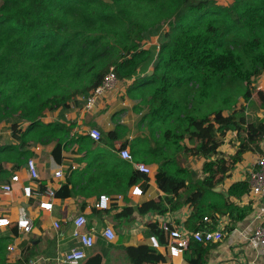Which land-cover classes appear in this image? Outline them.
Masks as SVG:
<instances>
[{"label": "trees", "instance_id": "1", "mask_svg": "<svg viewBox=\"0 0 264 264\" xmlns=\"http://www.w3.org/2000/svg\"><path fill=\"white\" fill-rule=\"evenodd\" d=\"M184 1L0 0V123H9L12 138L21 144L55 141L58 159L61 147L70 143L69 131L57 123L43 124L44 113L77 96L86 98L110 69L121 82L151 64L152 73L126 89L127 97L146 110L140 119L143 135L119 149L128 145L134 162L157 167L154 183L163 196L119 210L112 205L113 219L128 221L134 213L164 216L188 205L192 212L186 229L215 230L217 215L239 222L251 212L249 207H230V195L249 192L247 181L229 187L226 197L213 189L242 155L259 152L264 137V117L247 116L255 105L253 84L264 72V0H202L200 11L186 8ZM154 37L158 45L143 48ZM256 96L257 110L264 112V92ZM118 115L114 129L101 134L99 142L85 138L89 147L96 146L94 155L107 152L102 146L112 148L127 132ZM19 121L28 124L22 132L16 129ZM229 132L236 134L234 155L218 152ZM185 140L198 144L188 148ZM12 148L0 146V163L16 161ZM191 153L205 160L202 179L182 166ZM30 156L19 153L24 161ZM94 170L84 174L69 169L55 197L70 196L67 188L75 187L74 180L86 183L78 186L79 192L96 184L98 197L102 189L120 194L134 185L143 192L149 188V177L118 156L108 169L96 164ZM147 234L165 244L157 222L147 225ZM214 246L191 240L182 257L187 264H207ZM5 248L0 240V264H5ZM122 249L129 264H173L149 243ZM101 261L96 254L84 264Z\"/></svg>", "mask_w": 264, "mask_h": 264}, {"label": "crops", "instance_id": "2", "mask_svg": "<svg viewBox=\"0 0 264 264\" xmlns=\"http://www.w3.org/2000/svg\"><path fill=\"white\" fill-rule=\"evenodd\" d=\"M152 40H154L155 44L157 43V38L154 37V39L152 38L146 42L143 48H153V46L150 47ZM152 71L153 67L151 64L140 67L133 79L119 81L114 89L106 91L103 96L97 98L94 108L91 110L86 111L85 103L82 99H75V101L67 103L63 108L55 111H46L40 119L43 124L57 123L63 125L65 130L69 131L66 142L70 143L67 145L64 143L58 159L53 155L57 145L55 141L52 140L48 143L28 141L25 144H21L19 139L12 138L11 125L5 122L0 123V146L5 144L13 146L12 152H15L14 156L16 159V161H2L0 163V218H5L10 222L9 226L0 228V240H4L6 245L4 251L5 264H28L29 262L33 264H65L63 262V254L77 245V240L72 237V221L78 215L85 216L87 220L84 230L95 232V244L93 248L87 250L86 259L99 254L102 260L101 264H129L122 248L148 244L147 225L149 223L157 222L159 225L161 220H165L174 227L179 226L188 230L185 228V222L192 212V208L188 205H183L177 211L168 212L164 216H139L134 213L130 220L120 222L113 219L115 211L111 209L99 211L93 207L98 198V190H100L95 189L96 184L91 183L87 186V191L82 189L83 192H79L78 186L85 188L86 183H79L78 180H74L75 183L77 182L75 187H72V185L68 186L67 190H70V196L55 197L53 199V207L50 212L39 209V203L42 200L39 193L41 194L47 188L57 192L65 184L69 169H74L78 173L84 172V174L89 170L95 172L96 164H101L103 168L108 169L114 156H117L119 145L128 144L133 138L143 135L140 119L146 110L144 107L138 110L140 102L127 97L126 89L135 80L145 75H150ZM253 89L252 100L255 105L247 116L249 119H252L254 115L263 118L264 112L259 110V108L257 110L259 106L256 93L258 91L264 92V72L256 79ZM117 113H119L120 123L126 126L127 132L119 140L112 143V148L114 149L102 146L107 149V152L103 153L100 151L94 155L96 146L89 147L88 143H86L88 140H85V138L93 141L89 137L91 129H97L101 134L112 131L114 129L113 118ZM27 125V123L19 121L16 129L18 132H22ZM18 135L20 136V134ZM82 138L84 139L82 140ZM184 143L189 148H193L198 144L195 141L192 146L188 140H185ZM236 146V134L229 132L218 152L234 155ZM126 147L129 148L128 145ZM24 152H29L31 154L30 159L35 162L39 176L37 180L30 178L25 167L26 161H24V157H19V153ZM262 154H264V137L260 143L259 152H247L242 155L241 161L230 169L222 184L214 188L213 191L226 197L229 187L233 184L247 181L249 170L252 168L256 158ZM198 164H200V171ZM202 164L203 162L201 163L193 159V157H188L183 161L182 166L192 171L194 179H202ZM156 168L155 165H152L154 174ZM58 170L62 171V178L54 176V173ZM13 174L18 176V182L11 184L10 177ZM149 180V188L146 192H143L142 197L130 196L129 192L133 186L128 187L125 193L109 194L102 189L100 194H106L112 198L122 196L121 201L111 204V206H117L118 210L125 206L134 207L140 202L163 196L154 183V176L150 177ZM7 184L11 186L10 191H2L1 186ZM123 184L125 185V183ZM27 185H30L34 192V195L30 198L25 197L23 194V187ZM124 198L127 199V202L124 201ZM260 203L261 198L254 197L249 192L241 195H230V207H249L251 212L239 222H232L231 218L229 221L226 215L216 216L215 229H221L224 235L219 242L215 243L214 248L210 250L207 264H264V256L261 250L252 247L248 242L257 225L255 217ZM24 217L29 218L32 222V230L29 234H23L14 228L17 220ZM55 222L58 223V228L54 227ZM106 227H111L115 232L116 237L112 242H107L99 236V233ZM120 236H122V243H117ZM10 247L13 250H9L8 248ZM159 251L165 254V251ZM86 259L80 264H84ZM169 260L173 264H187L183 257L177 259L169 258Z\"/></svg>", "mask_w": 264, "mask_h": 264}, {"label": "built area", "instance_id": "3", "mask_svg": "<svg viewBox=\"0 0 264 264\" xmlns=\"http://www.w3.org/2000/svg\"><path fill=\"white\" fill-rule=\"evenodd\" d=\"M117 83L118 79L116 74L113 69H110V71L103 78L101 85L92 90V92H90L89 95L83 99L86 111L93 109L97 98L103 96L106 91L114 89ZM89 137L93 141L99 142L101 133L97 129H91L89 131ZM117 156L120 159L131 163L136 172L149 178L154 176L152 166L142 162L136 163L133 161L129 148H120L117 151ZM25 167L32 180H37L39 178L33 159H28L25 163ZM54 176L56 178H62L63 173L61 170H58L54 173ZM247 181L249 185V194L254 197L261 198L258 213L255 217L257 225L254 228L248 242L252 247L259 248L264 256V154L256 158L252 168L248 172ZM10 182L11 184L18 182V176L13 174L10 177ZM10 189V184L1 186V190L4 192H9ZM33 193V189L30 185L23 187V194L25 197L30 198L34 195ZM55 193V190L51 188H47L41 194L39 193L42 197V200L39 203L40 210L47 212L52 210V201L55 198ZM129 193L131 197H142L144 194L138 185L133 186ZM121 200L122 196L112 198L106 194H102L97 198L93 207L99 211H107L110 209L112 203ZM204 222L210 223L211 220L204 218ZM86 224L87 220L83 215H78L73 219L72 237L77 240V245L63 254V262L65 264H80L87 258V250L93 248L95 244V232L92 230L91 232L85 231L84 228ZM9 225L10 222L7 219L0 218V228ZM15 226L17 230L23 234H29L32 230V222L27 217L17 220ZM54 227H59L57 222L54 223ZM159 228L163 231L166 237L165 244H160L154 236H150L148 238V243L157 250L165 251L166 256L171 259L182 257L183 253L188 249L191 240L195 242L216 243L219 242L224 235L221 229L188 231L183 227H174L165 220L160 221ZM99 236L107 242H112L116 237L115 232L111 227H106L101 233H99ZM8 249L13 250L11 247ZM28 264L33 263L29 262Z\"/></svg>", "mask_w": 264, "mask_h": 264}, {"label": "rangeland", "instance_id": "4", "mask_svg": "<svg viewBox=\"0 0 264 264\" xmlns=\"http://www.w3.org/2000/svg\"><path fill=\"white\" fill-rule=\"evenodd\" d=\"M188 1V2H187ZM227 0H218V2L220 3V4H223V3H225ZM190 2V3H189ZM184 5H185V7L187 8H189L191 11H200L201 9H202V7H203V2H202V0H185L184 1ZM157 38V37H156ZM154 39V38H153ZM157 43L155 44L154 43V40H152V43H151V45H150V47L151 46H153V47H156L157 45H158V39H157V41H156ZM144 47V46H143ZM150 47H148V48H150ZM118 82H119V80H118ZM255 84V83H254ZM92 92V91H91ZM83 98V96H77L75 99L77 100V99H82ZM83 100V99H82ZM140 105V104H139ZM143 106L142 105H140V106H138V108H142ZM189 142V141H188ZM195 143V142H194ZM194 143H191L190 145H194ZM119 147H121V145H119L118 146V149H117V151L119 150ZM195 147V146H194ZM193 147V148H194ZM189 148V147H188ZM188 157H193V159H196V161L198 160L199 162H203V161H205L204 160V158H201L200 156H195V155H193L192 153L191 154H188ZM187 157V158H188ZM186 162H188V161H186ZM194 163V162H193ZM199 165V171H200V164H198Z\"/></svg>", "mask_w": 264, "mask_h": 264}]
</instances>
